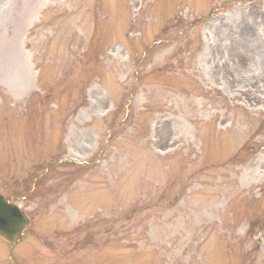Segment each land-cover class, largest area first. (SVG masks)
I'll list each match as a JSON object with an SVG mask.
<instances>
[{
	"label": "rangeland",
	"instance_id": "rangeland-1",
	"mask_svg": "<svg viewBox=\"0 0 264 264\" xmlns=\"http://www.w3.org/2000/svg\"><path fill=\"white\" fill-rule=\"evenodd\" d=\"M0 264H264V0H0Z\"/></svg>",
	"mask_w": 264,
	"mask_h": 264
},
{
	"label": "water",
	"instance_id": "water-1",
	"mask_svg": "<svg viewBox=\"0 0 264 264\" xmlns=\"http://www.w3.org/2000/svg\"><path fill=\"white\" fill-rule=\"evenodd\" d=\"M29 226L27 216L0 195V239L12 248L23 239Z\"/></svg>",
	"mask_w": 264,
	"mask_h": 264
}]
</instances>
